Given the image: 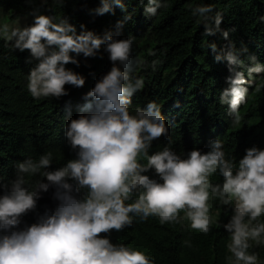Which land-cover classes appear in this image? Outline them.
<instances>
[{
	"label": "clouds",
	"instance_id": "clouds-1",
	"mask_svg": "<svg viewBox=\"0 0 264 264\" xmlns=\"http://www.w3.org/2000/svg\"><path fill=\"white\" fill-rule=\"evenodd\" d=\"M113 4L125 10L122 0H100V6L90 11L96 16L110 11L114 14ZM162 7L166 4L161 0H147L144 14L154 17ZM213 11L211 4L197 5L192 15L202 18L205 36L219 33L229 41V32L221 27L222 14L217 11L210 17ZM31 15V25L5 24L0 28V37L14 41L12 47L20 52L29 50L38 61L27 84L34 99L68 95L66 84L84 86L85 77L65 67L80 66V60L70 53L95 58L104 45L112 67L86 94L95 98L94 103L85 105L89 114L67 125L66 139L73 150L78 149V158L54 171L47 170L52 165L50 153L41 155L38 161L28 158L18 164L16 179L4 186L7 190L0 195V264H151L145 253L123 244L113 245L100 234L132 225L130 214L144 221L157 216L164 225L181 222L182 211L192 229L208 234L214 223L209 214L210 194L222 205L235 202L233 215L223 225L231 237L228 250L234 259L229 258L230 264H257L258 255L249 254L248 249L252 247L250 240L257 246L264 244V223L259 222L264 215V149H246L238 168L234 159H226L219 139L211 143L208 152L194 148L187 158H181L167 145L148 155L152 142L167 137L169 129L161 106L154 100L130 114L133 94L145 87L142 78L131 75L142 63L131 58L132 38H117L131 16L117 21L115 36L111 31L99 36L84 24L77 34L76 26L66 18L54 23V17L37 15L35 11ZM209 48L217 63L227 62L228 87L221 91L220 103L228 105V115L233 124H238L240 107L247 102L253 76L264 74V64L255 55L249 56L245 76L244 61L239 57L247 53V48L238 52L231 42L223 47L210 43ZM155 54L149 51V55ZM156 63L153 61V70ZM141 154L147 164L138 162ZM153 169L162 183L143 174ZM217 171L223 177L222 185L209 180ZM37 174L47 183L41 179L30 191L25 175ZM50 185L55 187L53 199L58 201L55 210L51 214L46 210L38 223L24 230H14L22 216L36 209L41 192H47ZM81 189L88 190L83 199ZM133 195L138 196L136 201L126 205Z\"/></svg>",
	"mask_w": 264,
	"mask_h": 264
},
{
	"label": "trees",
	"instance_id": "trees-1",
	"mask_svg": "<svg viewBox=\"0 0 264 264\" xmlns=\"http://www.w3.org/2000/svg\"><path fill=\"white\" fill-rule=\"evenodd\" d=\"M125 10L112 5L103 16H96L91 9L100 6V0H0V9L6 21H15L24 12H36L54 17V23L67 19L80 33V25L87 30L103 36L111 31L115 36L116 24L125 16H131L126 22L118 39L132 38L133 60H139L131 74L142 78L145 87L134 93L130 114L137 107L146 108L149 101L161 106L169 129L167 137L152 142L148 155L162 151L167 145L181 158L197 148L202 153L210 150V145L219 139L223 142L226 159L238 162L245 150L253 146L264 149V74L253 76L254 83L249 88L247 102L240 107V122L233 124L228 115V105L220 103L221 91L228 87L226 77L227 62L217 63L210 43L223 47L229 42L241 54L244 72L250 66L248 57L255 55L257 61L264 64V0H161L166 4L157 15L148 18L144 14L147 0H122ZM111 3V0H109ZM211 4L214 8L208 15L222 14L221 27L229 32V41L214 36H205L202 18L192 15L197 5ZM33 19L25 24L29 26ZM23 26V27H24ZM13 42L0 38V195L7 190L10 182L17 177L18 164L31 158L38 161L40 156L51 154L52 165L48 171L64 166L68 161L77 159L78 149L73 150L66 139V129L72 119L88 115L85 108L94 103V97L86 94L112 67L109 54L101 46L97 57L85 58L83 53L70 55L80 60V66L68 64L65 67L85 77L81 88L66 84L68 95L60 98L49 97L34 99L28 89V75L38 61L31 57L30 51L12 47ZM155 55H149V51ZM156 61L155 70L152 64ZM141 164L147 159L141 154ZM45 171L41 169V172ZM235 172V169H234ZM151 179L162 183L154 169L147 173ZM31 191L41 175H25ZM213 184H223L219 171L209 177ZM75 183L74 181H70ZM87 189H81L83 199ZM55 187L41 192L35 210L21 217V223L14 230H24L34 223L46 210L49 214L55 210L58 201L53 199ZM138 198L133 195L125 204L134 203ZM209 214L213 219L217 211V223L211 226L208 234L194 230L185 212H180L181 222L161 225L159 217L149 216L146 221L133 216V223L121 231L111 230L101 233L113 245H125L134 251H141L151 264H230L228 257V232L223 227L233 215L232 205H222L218 198L210 194ZM264 223V215L259 218ZM3 234V233H0ZM264 264V251L261 257Z\"/></svg>",
	"mask_w": 264,
	"mask_h": 264
},
{
	"label": "rangeland",
	"instance_id": "rangeland-1",
	"mask_svg": "<svg viewBox=\"0 0 264 264\" xmlns=\"http://www.w3.org/2000/svg\"><path fill=\"white\" fill-rule=\"evenodd\" d=\"M31 13L33 12H24L22 16H20L18 19H16L15 21H6V19H4V14L3 11L0 9V28H2L5 24L11 25L12 27H23L25 24H27L28 22H30L33 19V16L31 15ZM37 14V13H36ZM2 38V37H0ZM235 174V172H234ZM234 206H235V202H233ZM214 216H213V221H214V225H216L217 223V211H214ZM245 222H247V218H245ZM255 223V222H253ZM231 243V237L230 234H228V244ZM250 245H252V247H250L248 249V253L249 254H253L256 253L258 255V260H257V264H261V257H262V253L264 251V244L257 246L255 244L254 241H249ZM228 257H232V254L230 253V251L228 250ZM232 259H234V257H232ZM230 261V260H229Z\"/></svg>",
	"mask_w": 264,
	"mask_h": 264
}]
</instances>
